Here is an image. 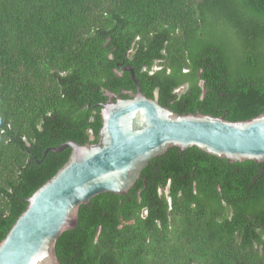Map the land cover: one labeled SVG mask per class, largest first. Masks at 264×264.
I'll return each instance as SVG.
<instances>
[{"label":"trees","instance_id":"obj_1","mask_svg":"<svg viewBox=\"0 0 264 264\" xmlns=\"http://www.w3.org/2000/svg\"><path fill=\"white\" fill-rule=\"evenodd\" d=\"M126 66L175 114H264V0H0V241L70 152L45 150L97 143L105 92H135ZM55 252L60 264H264V161L169 148L125 195L81 205Z\"/></svg>","mask_w":264,"mask_h":264},{"label":"water","instance_id":"obj_2","mask_svg":"<svg viewBox=\"0 0 264 264\" xmlns=\"http://www.w3.org/2000/svg\"><path fill=\"white\" fill-rule=\"evenodd\" d=\"M122 70L129 73L135 92L126 99L105 92L97 143L67 141L45 150L70 152L64 165L27 199L0 241V264H60L55 243L76 227L80 206L102 193L125 195L148 163L169 148L195 147L228 163L264 161V114L238 122L178 115L140 92L131 67Z\"/></svg>","mask_w":264,"mask_h":264},{"label":"rangeland","instance_id":"obj_3","mask_svg":"<svg viewBox=\"0 0 264 264\" xmlns=\"http://www.w3.org/2000/svg\"><path fill=\"white\" fill-rule=\"evenodd\" d=\"M184 90H185V87L183 86V87H180V88H178L177 90H175V93H176L177 95H179V94H181Z\"/></svg>","mask_w":264,"mask_h":264},{"label":"flooded vegetation","instance_id":"obj_4","mask_svg":"<svg viewBox=\"0 0 264 264\" xmlns=\"http://www.w3.org/2000/svg\"><path fill=\"white\" fill-rule=\"evenodd\" d=\"M154 70H156L155 68L154 69H151V72H153ZM259 255H261V249L259 248V251H258Z\"/></svg>","mask_w":264,"mask_h":264}]
</instances>
